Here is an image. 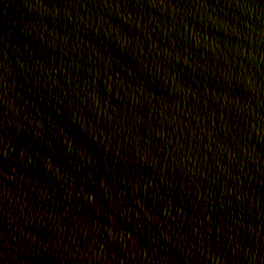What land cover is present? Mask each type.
Masks as SVG:
<instances>
[{"label": "water", "instance_id": "1", "mask_svg": "<svg viewBox=\"0 0 264 264\" xmlns=\"http://www.w3.org/2000/svg\"><path fill=\"white\" fill-rule=\"evenodd\" d=\"M0 264H264V0H0Z\"/></svg>", "mask_w": 264, "mask_h": 264}]
</instances>
